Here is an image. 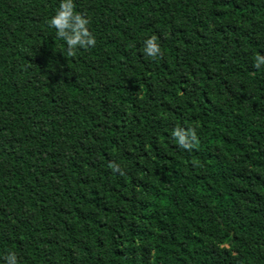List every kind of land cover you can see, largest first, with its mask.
Segmentation results:
<instances>
[{
	"label": "trees",
	"instance_id": "1",
	"mask_svg": "<svg viewBox=\"0 0 264 264\" xmlns=\"http://www.w3.org/2000/svg\"><path fill=\"white\" fill-rule=\"evenodd\" d=\"M74 3L0 0V264H264V0Z\"/></svg>",
	"mask_w": 264,
	"mask_h": 264
},
{
	"label": "clouds",
	"instance_id": "2",
	"mask_svg": "<svg viewBox=\"0 0 264 264\" xmlns=\"http://www.w3.org/2000/svg\"><path fill=\"white\" fill-rule=\"evenodd\" d=\"M90 21L82 13L76 11L74 0H60L58 10L48 20V24L56 29V39L64 41L67 45L66 54L68 58L75 57L78 48H88L94 46L96 39L94 34L89 30ZM143 52L147 57L156 58L161 55V48L155 35L144 41ZM264 65V55L254 57V67L260 68ZM179 147L190 150L194 144L198 143L195 129L188 131L177 128L173 133ZM118 170L117 165H112ZM3 259L6 264H18L15 252H8Z\"/></svg>",
	"mask_w": 264,
	"mask_h": 264
}]
</instances>
